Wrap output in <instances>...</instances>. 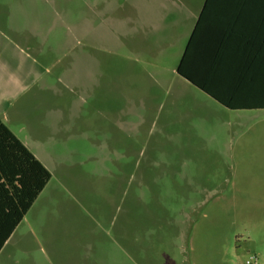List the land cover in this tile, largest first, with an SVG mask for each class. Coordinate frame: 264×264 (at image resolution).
<instances>
[{
  "label": "rangeland",
  "instance_id": "rangeland-1",
  "mask_svg": "<svg viewBox=\"0 0 264 264\" xmlns=\"http://www.w3.org/2000/svg\"><path fill=\"white\" fill-rule=\"evenodd\" d=\"M202 1L0 0L42 42L25 103L56 97L27 110L54 177L15 264H264V110L177 74Z\"/></svg>",
  "mask_w": 264,
  "mask_h": 264
},
{
  "label": "crops",
  "instance_id": "crops-1",
  "mask_svg": "<svg viewBox=\"0 0 264 264\" xmlns=\"http://www.w3.org/2000/svg\"><path fill=\"white\" fill-rule=\"evenodd\" d=\"M205 2L206 0H203L196 7L191 6L189 10L193 20L189 38L201 19L200 14ZM211 4L212 10L210 9L203 17L200 31L215 39L227 41L230 52L238 59L250 53H264V0H212ZM0 31H2L0 33V119L4 123L8 121L10 125L13 122L24 124L26 134L21 137L19 132L5 123L52 175L51 180L32 206L20 217L21 202L24 201V196L30 189V169H27L26 173V190L21 195L15 187L18 186V182L6 184L4 176L1 175L4 170L11 172L14 176L18 171L16 162L12 158L0 160V264H15L14 248L26 246L35 229V227L31 229V224L44 219L45 196L54 177L41 152L39 138L34 137L31 130L34 120L28 119L27 110L29 106H32L30 102H33L35 104L33 107H36L40 99L47 102L53 99L55 102L56 97L35 95L37 99H30L25 103V97H29L31 91L39 89L46 92L52 88L51 85L43 83L44 67L36 57L43 54V47L34 28H28L27 31H15L10 26L5 31L0 28ZM59 103L51 105L49 109L59 108ZM43 124L45 129L43 135L50 134L46 130L47 121Z\"/></svg>",
  "mask_w": 264,
  "mask_h": 264
},
{
  "label": "trees",
  "instance_id": "trees-1",
  "mask_svg": "<svg viewBox=\"0 0 264 264\" xmlns=\"http://www.w3.org/2000/svg\"><path fill=\"white\" fill-rule=\"evenodd\" d=\"M206 0L189 41L182 54L177 74L229 110H264V53H250L238 59L227 47V41L215 39L200 31L203 17L212 10ZM264 42V41H263ZM12 158L17 170L2 171L6 184L18 182L19 194L26 190V173L30 169L29 191L21 202L22 217L51 180V172L0 119V160Z\"/></svg>",
  "mask_w": 264,
  "mask_h": 264
},
{
  "label": "built area",
  "instance_id": "built-area-1",
  "mask_svg": "<svg viewBox=\"0 0 264 264\" xmlns=\"http://www.w3.org/2000/svg\"><path fill=\"white\" fill-rule=\"evenodd\" d=\"M246 263H247V264H257V262H256V258H254V257H250V259L247 260Z\"/></svg>",
  "mask_w": 264,
  "mask_h": 264
}]
</instances>
